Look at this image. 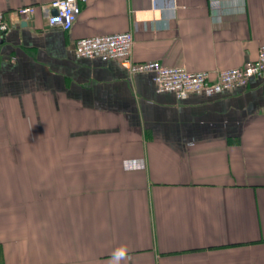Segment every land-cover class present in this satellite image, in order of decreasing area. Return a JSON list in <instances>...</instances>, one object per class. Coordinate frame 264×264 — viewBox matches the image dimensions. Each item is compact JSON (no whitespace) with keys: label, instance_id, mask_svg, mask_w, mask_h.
<instances>
[{"label":"crops","instance_id":"0c3cea01","mask_svg":"<svg viewBox=\"0 0 264 264\" xmlns=\"http://www.w3.org/2000/svg\"><path fill=\"white\" fill-rule=\"evenodd\" d=\"M51 1L0 0V264H264V74L178 99L75 52L131 31L135 61L214 77L257 58L264 0H87L69 30Z\"/></svg>","mask_w":264,"mask_h":264},{"label":"built area","instance_id":"2783aa9c","mask_svg":"<svg viewBox=\"0 0 264 264\" xmlns=\"http://www.w3.org/2000/svg\"><path fill=\"white\" fill-rule=\"evenodd\" d=\"M87 0H53L41 4L47 13L48 25L69 30L82 11V3ZM173 3L175 0H171ZM159 0H153L158 6ZM221 0H210L213 12L219 10ZM35 6H22L16 10L20 17H31ZM10 30L5 15L0 12V41ZM134 36L131 31L83 37L76 41L75 52L79 57L103 60H117L129 74L149 73L158 92L174 93L178 99H186L193 93L215 96L226 91L247 86L254 76L264 74V43L258 50L257 58L243 66L219 70L214 77L207 70L191 71L185 67L166 66L160 61L137 62L133 58Z\"/></svg>","mask_w":264,"mask_h":264}]
</instances>
